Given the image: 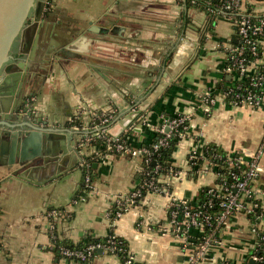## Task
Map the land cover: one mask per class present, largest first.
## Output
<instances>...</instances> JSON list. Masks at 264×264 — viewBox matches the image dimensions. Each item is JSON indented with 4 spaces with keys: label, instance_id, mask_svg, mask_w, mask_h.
Listing matches in <instances>:
<instances>
[{
    "label": "crops",
    "instance_id": "crops-1",
    "mask_svg": "<svg viewBox=\"0 0 264 264\" xmlns=\"http://www.w3.org/2000/svg\"><path fill=\"white\" fill-rule=\"evenodd\" d=\"M41 1L13 43L14 58L1 70L0 98L8 90L19 94L18 102L32 113L28 121L66 138L64 145L60 136L41 141L49 160L45 154L36 158L22 170L28 172L26 179L0 161V264H124L105 251L80 262L55 249L59 240L79 242L88 234L105 237L111 231L127 241L136 264H187L195 248L184 249L175 236L160 230L169 203L172 198L194 203L204 187L218 184L215 169L194 170L189 155H201L210 143L228 154L241 153L264 140V105H235L222 96L231 79L225 64L237 38L235 26L226 14L211 23L207 11L186 0H53L50 8L41 7ZM243 3L256 15L264 14V0ZM261 45L264 50V36ZM207 90L217 95L210 113L200 107V95ZM87 108L113 110L109 133L119 137L130 132L135 146L153 144L154 127L167 118L189 117L172 158L180 173L169 178L171 188L148 191L114 223L112 197L138 185L141 160L130 155L95 159L93 187L85 188L81 157L100 146L88 141L89 129L70 124ZM260 165L255 185L264 187V155ZM53 209L60 213L56 219L48 216ZM251 224L247 213H235L220 232L221 243L197 264L244 263L257 241Z\"/></svg>",
    "mask_w": 264,
    "mask_h": 264
},
{
    "label": "built area",
    "instance_id": "built-area-1",
    "mask_svg": "<svg viewBox=\"0 0 264 264\" xmlns=\"http://www.w3.org/2000/svg\"><path fill=\"white\" fill-rule=\"evenodd\" d=\"M51 4L53 5V0H45L46 7L49 8ZM223 9L228 10L227 12L230 13L228 17L237 29L236 33L241 35L245 39V42L251 45V50L256 53V48L258 45H261L264 36V14H257L256 18H254L251 14L246 13L244 3L239 0H228ZM250 35L257 38L252 39ZM228 52H230L229 59L231 63L226 66L225 71L230 75L235 74L239 79L250 77V86L256 87L258 90L253 91L251 88L239 84L236 88L228 86L225 90H222V96L235 105H246L252 108L262 107L264 105V73H260L258 70L263 61L257 59L251 64H246V59L243 57V46L230 45ZM200 96L201 109L205 113H210L217 102V95L207 90ZM81 114H83L84 124L82 127H77L80 129L87 128L91 131L89 132L88 141L94 143L100 138L105 143L103 151L97 150L91 156L83 155L81 157L80 166L83 170V185L85 188L92 189L93 187L91 168L93 161L105 156L130 155L139 158L141 160V174H149L146 167L151 161L150 148L145 145H132L131 142L122 140V135L114 137L109 133V122H112L115 117L113 110L99 113L87 108ZM86 117H89L87 124ZM188 120L189 117L187 115H177L167 118L159 127H154L157 133L162 134V137L154 143L152 151L155 152L161 147L168 146L170 138L177 135L180 128L184 131L183 134H180L183 137L188 128ZM143 123L151 128L147 118H144ZM88 141L84 142L82 146L88 143ZM83 152L81 150V155ZM196 155V153H191L189 155L190 159L195 158ZM263 155L264 140L254 150L228 154L226 161L231 167L236 169L231 173L232 182L228 183L227 178L220 177L219 183L208 190L209 194L220 198L217 204L212 199H209L203 205H198L196 200L193 203L194 206H191L190 203L192 202L188 199H171L168 209V220L161 226L160 230L164 234L175 236L181 242L184 249L195 248L193 252L188 254L187 264H197L199 260L205 257L214 244L221 243V230L228 224L230 218L235 213L241 211L249 215L252 229L257 235V241L254 243L253 248L256 250L262 249L264 243V187L255 185V181L262 171L260 160ZM145 156L146 158L143 159ZM160 167L161 165L157 164L155 171L157 172ZM199 169L207 171L208 167ZM170 171L172 173L170 177L180 173L179 170L174 171L171 169ZM168 181L169 178L167 179L164 176H160L159 178L152 177L145 179L143 182L139 181L138 185L130 191L113 195L112 206L109 210L112 222H116L131 208L138 206L145 196V191L167 193L168 189L166 186ZM215 205L219 208L216 212H210L207 208H204L205 206L213 207ZM59 214V212L53 209L48 213V216L56 219ZM146 228L151 230L150 225H146ZM54 230L55 225L51 223L50 232L52 237L56 239ZM192 231H198L200 235L193 236ZM115 237L116 234L113 235V239L109 243L90 244L82 249H71L66 245L59 244L57 245V253L66 259L86 262L94 257L99 249H102L107 253L118 256L122 252L124 256L121 259L123 258L124 264H136L129 247L128 249L121 248L116 243ZM250 257L256 263L264 262V256L257 253H254ZM223 264L234 263L225 262Z\"/></svg>",
    "mask_w": 264,
    "mask_h": 264
},
{
    "label": "trees",
    "instance_id": "trees-1",
    "mask_svg": "<svg viewBox=\"0 0 264 264\" xmlns=\"http://www.w3.org/2000/svg\"><path fill=\"white\" fill-rule=\"evenodd\" d=\"M239 1L243 2V0H239ZM227 2H228V0H212V1L186 0L187 4L196 6L198 8H201L202 10L207 11L211 15V19H210L211 23H213V21L219 15H222V14L230 15V13L227 12L228 10L223 9V6ZM50 7H52V4ZM246 13L251 14L254 18H256V14L253 13L251 5H249L247 7ZM236 32H237V29H236ZM236 37H237L236 40H233L231 45L237 46V47L243 46V49H244L243 57L246 59V64H251V63L255 62L257 59H263V64L259 66L258 71L260 73H264V57H263L264 50L262 48V45H258L256 48V53H254V51L251 50V45L246 43L245 39L241 35H239L237 33ZM250 38L255 39L257 37L250 35ZM229 55H230V52L227 53V62L225 64V68L227 65H229L231 63V60L229 59ZM239 84H241L242 86L245 85L248 88H251V90H253V91L258 90V88L250 86V77L239 79L235 76V74H232L231 79L227 80V84H225L223 90H225L228 86L236 88ZM110 123L111 122H109V125H110ZM83 124H84L83 116H82V114H80L77 117H75V119L73 120V122L70 125L82 127ZM179 130L180 131L177 133V135H174L170 138L168 146L161 147L160 149H158L155 152L152 151L153 145H154V143H156L159 140L160 137H162V134H160V133L157 134V138L153 144L145 145L148 148H150V150H151V152H150L151 161L146 167V170H147V172H149V174H141L140 180H139L140 182H143L145 179H150L152 177L159 178L160 176H164L168 179V178H170V176L172 174L170 171L171 169H173L174 171L179 170L178 167H176L174 165L173 160H172L173 155L175 153V150H176L179 142L182 139V136L180 134L184 133V131H182L181 128ZM129 133H124L121 136V139L124 140L125 142H129V139H128ZM94 144H98L100 146V150H102V151L105 148V143H103V139H100V138L97 139V141H95ZM227 157H228V153L226 151L220 149L215 144L210 143V144L204 146L201 155H196V157L193 159H190V156H189L188 157V163L196 171L199 168H203V167L213 168V169H215L216 173L218 174V177H217L218 183H219L220 177L227 178V182L231 183L232 182L231 173H232V171H235L236 169L231 167V165L228 164V162L226 161ZM145 158H146V156L143 157V159H145ZM157 164L158 165L160 164L161 167L156 172L155 169H156ZM91 168H92V180H93V178H94V176H93L94 175L93 174V172H94L93 164H92ZM166 187L168 190L171 188V186L169 187L168 184ZM209 189H210V186L204 187L200 191V193L197 197V204L198 205H203L209 199H212L215 202V204H217L220 201L219 197H216L213 194L208 193ZM146 192L147 191H145L144 193L146 194ZM190 205L194 206L193 203H190ZM204 208H207V210L210 212H216L219 210L217 205H215L213 207L205 206ZM112 215H114V213H112ZM251 218H252V220H254L253 217H251ZM114 234L115 233L113 231H111L105 237H95L93 235L88 234L79 242H72L69 240H61V241L59 240V241H56L55 249L57 251V245H59V244L60 245H66L67 247H69L71 249H82L84 247H87L90 244H97V243L106 244V243H109V241L113 239L112 237ZM199 240H201V239H199ZM115 241L121 248L128 249V243L124 238L116 235ZM254 253H257L261 256H264V243H263L262 249L261 248L258 250L254 249V248L251 249V254L248 255V257L245 259L244 263H242V264H249L250 261L252 260V258L250 256L253 255ZM119 254H120L119 255L120 257L124 256V254L122 252ZM122 260H123V258H122ZM257 264H264V262L257 263Z\"/></svg>",
    "mask_w": 264,
    "mask_h": 264
},
{
    "label": "water",
    "instance_id": "water-1",
    "mask_svg": "<svg viewBox=\"0 0 264 264\" xmlns=\"http://www.w3.org/2000/svg\"><path fill=\"white\" fill-rule=\"evenodd\" d=\"M36 4L37 0H0V73L3 66L14 58L11 54L13 43L19 35L23 34L30 12ZM41 7H45L44 1H41ZM12 94L13 91L8 90L0 98V161L14 167L16 170L14 175L26 179L28 172L22 170L31 166L36 158L45 154L43 156L45 161L49 160L47 151H42L41 141H51L60 136L61 144L64 145L63 138L66 137L53 130H42L30 120L29 122L27 117L32 113L18 102L19 94L14 96ZM24 113L27 115L25 116ZM2 126L18 127V129L9 132L2 129ZM2 135L9 136L10 139L4 141ZM30 148L31 151H29ZM63 150L66 151L65 148ZM5 154L8 157L6 159H4ZM98 253H103V250L99 249ZM249 264H256V262L252 259Z\"/></svg>",
    "mask_w": 264,
    "mask_h": 264
},
{
    "label": "flooded vegetation",
    "instance_id": "flooded-vegetation-1",
    "mask_svg": "<svg viewBox=\"0 0 264 264\" xmlns=\"http://www.w3.org/2000/svg\"><path fill=\"white\" fill-rule=\"evenodd\" d=\"M45 8H48V7L45 6ZM49 8H50V7H49Z\"/></svg>",
    "mask_w": 264,
    "mask_h": 264
}]
</instances>
